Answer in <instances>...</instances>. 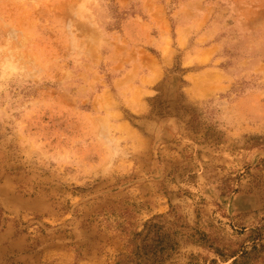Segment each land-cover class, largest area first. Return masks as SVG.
<instances>
[{"label": "rangeland", "instance_id": "rangeland-1", "mask_svg": "<svg viewBox=\"0 0 264 264\" xmlns=\"http://www.w3.org/2000/svg\"><path fill=\"white\" fill-rule=\"evenodd\" d=\"M0 264H264V0H0Z\"/></svg>", "mask_w": 264, "mask_h": 264}]
</instances>
